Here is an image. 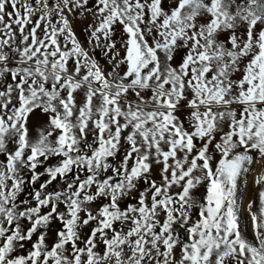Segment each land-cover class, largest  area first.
I'll return each mask as SVG.
<instances>
[{
	"label": "snow or ice",
	"instance_id": "obj_1",
	"mask_svg": "<svg viewBox=\"0 0 264 264\" xmlns=\"http://www.w3.org/2000/svg\"><path fill=\"white\" fill-rule=\"evenodd\" d=\"M0 264H264V0H0Z\"/></svg>",
	"mask_w": 264,
	"mask_h": 264
},
{
	"label": "rangeland",
	"instance_id": "obj_2",
	"mask_svg": "<svg viewBox=\"0 0 264 264\" xmlns=\"http://www.w3.org/2000/svg\"><path fill=\"white\" fill-rule=\"evenodd\" d=\"M82 28L83 25H77V32L78 34H80V38L83 41L85 39V35L82 33ZM98 58L101 59V62L103 63V58L102 57H98ZM43 119L45 118L41 117V120ZM251 180L252 177L249 176L247 180L242 183V190L247 189V191L243 196V202L245 203V205L247 204L248 199L255 194V189L251 183ZM240 223L242 228L248 233L249 237H251L252 230H251L250 220L248 218V214L246 211L242 212Z\"/></svg>",
	"mask_w": 264,
	"mask_h": 264
}]
</instances>
